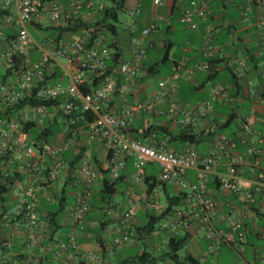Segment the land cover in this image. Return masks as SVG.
Instances as JSON below:
<instances>
[{"label":"crops","instance_id":"1","mask_svg":"<svg viewBox=\"0 0 264 264\" xmlns=\"http://www.w3.org/2000/svg\"><path fill=\"white\" fill-rule=\"evenodd\" d=\"M55 1L61 5L62 13L71 14V17L51 21L43 15L38 23L28 26L31 36L34 39V35L37 36L38 39L35 40L43 37H55L59 41L75 40L81 38L88 29L92 31L96 28L93 40L100 34L103 35L102 41L110 54L105 65L110 70L117 61L131 57L133 41H138L145 49L137 75L122 94L124 100L119 92H112L103 106L105 110L114 111L124 104L133 105L148 99L156 91L157 82L166 79L160 102L149 111H132L125 128L130 137L167 150H192L197 156H202L216 151L217 136L222 134L218 130L234 122V127L227 135H223L234 140L232 153L248 158L241 165L240 174L250 179L259 167H264V158H259L256 166L253 162L255 157L247 156L248 146H261L260 137L264 133V41L257 38L256 21L260 11L252 0H193L204 3L206 7L202 18H194V29L188 28L180 20L182 8L192 0H161L160 5H154L151 0ZM73 1L81 2L77 13H73L70 4ZM117 6L119 8L115 9V19H111L110 13ZM119 10L125 17L124 22L116 27L113 21H117ZM97 21L99 23H95ZM151 22L154 23V29L142 33ZM102 23L112 24V29H107ZM204 25L212 30L210 53L206 58L202 55ZM48 29L52 30V34L43 36L41 31ZM3 31L4 35L0 38V79L5 70L3 52L10 38L6 35L13 30L5 28ZM112 52L118 53L114 60L111 58ZM31 54L36 59L37 53L33 51ZM81 58L82 53L77 54L74 63H78ZM203 61L210 63L209 70L186 71L192 64ZM239 61L243 67L242 73L239 71ZM161 64H168L167 71L155 82L146 81L145 77L158 71ZM174 66L178 68L176 77L172 76ZM50 70L51 74L41 83L48 84L51 81L53 84L59 81L66 84V78L60 74L58 67L51 66ZM110 70L106 72L108 78L121 81L120 75ZM5 74L8 75L9 72ZM212 92L214 98L210 95ZM171 102L187 110L204 104V115L197 118L195 124L180 127L165 115ZM0 112L2 120L18 117L17 112L5 109L2 104ZM245 115L251 116L252 121L247 126L249 136L242 141ZM25 122L31 124L28 129L23 130L24 123H20L15 132L9 133L13 146L11 154L0 157V163L3 159L7 172L6 176L0 173V264L173 263L167 257V240L170 236L183 235L185 239L179 248L183 251L181 254L178 253L179 250L176 252L178 258L190 256L198 264H218L213 258L214 251L221 244H227L238 255L235 264L264 261V255L257 254L254 248H249L246 253L243 250L247 237L253 240L263 238L264 224L258 225L257 222H264V207L258 195L255 196L253 205H245L239 196L221 191L216 177L209 178L205 191L214 202L211 224L217 230H227L228 224L236 220L240 222L244 232L241 240H236L232 245L220 241L216 236L209 245V240L205 237L206 224L192 218L186 229L178 225L176 211L186 207L184 192L175 183L157 180L158 168L155 163L144 164L143 173L137 180L132 175L130 159H124L123 166L118 171L119 178L114 184L115 193L107 195L101 191V180L114 179L108 170L110 152L98 140L87 141L86 123H70L69 119L59 113L44 116L40 123L32 120ZM0 127L4 128V124H0ZM46 127L51 128L52 132H45L43 138L37 137L36 132ZM21 132L26 134L27 145L37 141L61 146L59 160L62 166L54 179L47 178L48 167L54 158H39L36 171H26L22 166L25 159L23 143L17 141L18 133ZM33 153L36 155L35 149ZM82 160L94 172L95 178L89 188V208L84 215L83 228L76 235L75 242L81 250L92 254L95 257L93 260H82L79 257L68 259L65 255L66 234L71 228L69 210L74 194L82 185L75 169ZM222 169V165L216 167L217 171ZM183 178L187 183L195 182L194 170H185ZM153 180L158 182L146 192V186H150ZM118 183L121 185L120 189L117 188ZM29 184L41 185L34 194L36 208L32 220L41 222L42 225H27L20 215L10 211L22 195L29 197L23 193ZM66 187L72 189L67 205ZM128 190L134 192V213L129 218L122 219L121 214L128 208L125 197ZM116 193L119 194L118 198ZM161 195L165 205H162ZM167 205L169 209L164 212ZM149 220L154 222L150 232L137 233V229ZM120 233H127L132 240L121 248H114L110 242Z\"/></svg>","mask_w":264,"mask_h":264},{"label":"built area","instance_id":"2","mask_svg":"<svg viewBox=\"0 0 264 264\" xmlns=\"http://www.w3.org/2000/svg\"><path fill=\"white\" fill-rule=\"evenodd\" d=\"M151 1L154 5L161 3V0ZM252 1L260 11V16L256 21L257 38L264 41V0ZM70 4L73 7V13H77L81 2L73 1ZM205 9L204 3L189 1L180 12V20L188 28L194 29L196 27L194 18H202L206 13ZM62 12L61 5L55 0H0V38L4 35L3 28L13 30V36L8 39L3 52V66L10 67V72L6 75L4 71L3 77L0 79V104L5 109H9L20 101H26L18 110V117L9 120L0 119V124H4V128L0 127V157H7L13 151L9 133L15 132L21 122L32 120L40 123L44 116L59 113L67 117L70 123H73L71 114L78 106L80 110L92 114V119L86 122L87 141L98 140L110 152L108 170L112 178L117 177L124 159H130L133 168L132 175L137 180L143 173L142 166L144 164L155 163L158 168L157 180L175 183L184 192L183 199L186 207L176 211L177 223L181 228L186 229L189 220L194 218L207 225L205 237L209 240V245L214 236L231 245L236 243V240H241L244 232L239 221L232 220L228 224L227 230H217L211 224L214 202L205 191V185L209 178L216 177L218 188L221 191L239 196L242 202L248 206L255 203V196L258 195L264 207V167H259V170L250 179L244 178L240 174V168L248 161V158L232 153L231 150L235 142L223 134L217 136L216 151L202 156H197L192 150H167L130 137L125 128L132 111H149L156 103L160 102L163 99L166 79L157 82L156 91L148 99L133 105L124 104L114 111L105 110L103 106L112 92H119L124 100L122 94L126 91L128 83L137 75L139 62L145 54V49L139 45L138 41H133L131 57L117 61L110 70L105 65V60L109 58L110 54L106 44L102 41V34L94 40L92 39L88 45L90 29L81 38L69 41H59L55 37H43L40 40H35L31 36L28 26L38 23L43 15H46L51 21H56L61 17H71V14ZM153 29L154 23L151 22L142 30V33L145 34ZM211 37V28L204 25L202 36L204 58L210 53ZM33 51L37 53L36 59L31 54ZM79 53H82V58L75 64L74 58ZM60 59L64 61L61 62ZM239 65V71L242 73L241 61H239ZM51 66L58 67L60 74L66 78V84H61L59 81L53 84L41 83L46 76L51 74ZM177 69L174 66L173 77L177 76ZM209 69L210 63L203 61L192 64L186 71ZM109 70L120 75L121 81L117 82L114 78H108L106 74L101 82L90 86L84 92L81 91V87L88 85L92 77L100 76ZM210 95L214 98V92ZM28 101H32L33 104ZM204 112V104L197 105L193 110H187L177 103L171 102L167 106L165 115L180 127H185L188 124H195L197 118L203 116ZM251 121V116H244L242 141L249 136L250 130L247 126ZM17 141L23 143L25 159L22 166L26 171H36L39 158L44 156L54 158L47 170V178L54 179L56 172L62 166V162L59 160L61 146L37 141L27 145L24 132L18 133ZM260 142V147L250 145L247 148V156L255 157L253 162L256 166L259 158H264V133L260 137ZM34 149L37 152L36 155L33 153ZM3 161L2 159L0 163V173L2 176H6L7 172ZM218 165L223 166L222 171L216 170ZM187 169L194 170L195 182L187 183L183 178ZM75 173L78 177L80 176L82 185L74 194L73 204L69 210L71 228L66 234L67 250L65 255L68 259L79 257L82 260H93L95 257L92 254L79 248L75 237L83 228L84 215L89 208V188L95 174L89 170L85 160L79 162ZM40 188V184L27 185L23 193L29 197L26 198L22 195L10 210L11 213L20 215L22 221L27 225H42L41 222L32 220L36 208L34 194ZM125 197L128 208L121 214L122 219H127L134 213L132 207L134 192L128 190L125 192ZM131 240L127 233H120L114 236L110 243L114 248H121Z\"/></svg>","mask_w":264,"mask_h":264},{"label":"trees","instance_id":"3","mask_svg":"<svg viewBox=\"0 0 264 264\" xmlns=\"http://www.w3.org/2000/svg\"><path fill=\"white\" fill-rule=\"evenodd\" d=\"M119 8V6L117 7H114L112 13H110V18L111 19H115V9ZM95 23H99L98 21L95 22ZM101 25V24H100ZM102 25H105V27L109 30L112 29V24H103ZM5 29V28H3ZM2 29V31H3ZM10 30V28H7ZM12 30V29H11ZM95 30L96 28H94L91 32H90V35L88 37V40L89 42L87 43V45L89 43H91L92 39L94 38L95 36ZM10 33L6 35V37H12L13 36V31H9ZM4 33V31H3ZM1 40V39H0ZM118 56V53L117 52H112V55H111V58L114 60L116 59ZM16 65L14 64V67ZM5 72H10V67H7L5 68L4 70ZM106 76V72L100 76H97V77H92L91 78V81L88 85H85V86H82L81 87V91L84 92L86 90L89 89L90 86H94L95 84H98L99 82H101L104 77ZM49 83L48 84H52L51 81H48ZM62 84V83H61ZM26 101H20L19 103H16L14 106L12 107H9L8 110H13V111H16L18 113V110H20V107L25 103ZM29 103H32V101H28ZM45 105H48V103H45ZM5 112V111H4ZM3 112V113H4ZM71 116L73 117V120L75 122V124L77 125H83L84 123L90 121L92 119V114L88 111H82L80 110V108L77 106L73 113L71 114ZM0 117H1V112H0ZM67 118V117H66ZM24 123V124H22ZM26 123V124H25ZM22 124V129L25 130V129H28V127H30L31 124H27V122H21ZM45 132H47L46 134L52 132V129L49 128V127H46V128H43V129H40L38 130L36 133H37V137L39 138H43V134H45ZM119 178V175H117L116 178L112 179V180H108L106 178H103L101 180V191L107 195H111L113 193H115V181ZM155 179V178H154ZM155 181V182H153ZM152 182H150V186H146V192H149L150 191V188L152 187V185H154L156 182V180H153ZM161 182V181H160ZM2 189V188H1ZM171 199V198H170ZM173 201V199H171ZM170 200V201H171ZM169 209V205L166 206L164 212H166L167 210ZM158 218L155 217V220ZM154 220V221H155ZM153 221L152 220H149L145 225H143L142 227L138 228L137 229V233L139 232H145V233H148L150 232L151 228H152V225H153ZM185 236H180V237H177V236H170L167 240V243H168V250H167V257L169 259H171L173 261L174 264H198L196 262V260L190 256H184L182 258H178V255H177V251L179 250V248L181 247V244L183 242V240L185 239L184 238ZM264 261L263 260H260L258 261L257 263H254V264H262Z\"/></svg>","mask_w":264,"mask_h":264},{"label":"rangeland","instance_id":"4","mask_svg":"<svg viewBox=\"0 0 264 264\" xmlns=\"http://www.w3.org/2000/svg\"><path fill=\"white\" fill-rule=\"evenodd\" d=\"M124 17H125L124 13L121 10H119L117 21H113V23L115 24L116 27H119L124 22ZM120 22H121V24H120ZM29 31H30V33H32L30 29H29ZM41 34H43V36L50 35V34H52V30L51 29L43 30V31H41ZM108 36H111V35L109 34ZM34 37H35V39H38L37 36L34 35ZM167 65L168 64H166V65L161 64L159 66V70L156 72L148 74L145 77V80L149 81V82H155L159 77L162 76V73L167 71V69H166ZM52 127H55V126L52 125ZM233 127H234V122H231L227 127L220 128L218 131H219V133L227 135L229 130ZM117 188L118 189L121 188V185L119 183L117 184ZM71 191H72L71 188L66 187V189H65V197H66V201H67L66 205L69 202ZM116 197L117 198L119 197L118 193H116ZM161 198H162L161 199L162 205H165L166 202L163 199L162 195H161ZM257 223H258V225L264 224V222L262 220H260ZM262 234H263L262 235L263 238L253 240V238L247 237L244 240V243H243L244 253H246L249 250V248H251V249L254 248V250L257 254L264 255V232ZM182 251H183V249L179 250L178 253L181 254ZM213 258L215 259L216 263H218V264H235L238 261V255H236L234 253V251L232 249H230V247L227 244H221L219 246V248L217 249V251H214ZM157 264H173V263L170 261H167V262H163V263L157 262Z\"/></svg>","mask_w":264,"mask_h":264}]
</instances>
